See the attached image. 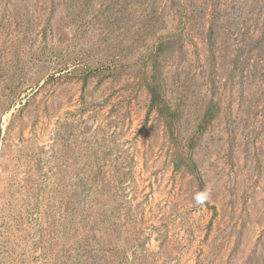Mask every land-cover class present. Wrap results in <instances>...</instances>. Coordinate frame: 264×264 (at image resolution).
<instances>
[{
    "label": "rangeland",
    "instance_id": "obj_1",
    "mask_svg": "<svg viewBox=\"0 0 264 264\" xmlns=\"http://www.w3.org/2000/svg\"><path fill=\"white\" fill-rule=\"evenodd\" d=\"M135 1L123 24L130 30L109 42L123 51L113 72L109 43L92 47L107 35L99 25L74 52L67 48L76 26L62 12L83 0H0V264H264V87L252 76L253 59L230 81L236 37L227 33L253 26L264 1L218 0L220 112L198 132L213 92L204 71L193 81L185 71L210 56L202 38L216 1L156 0L164 10L157 37L180 26L173 4L194 13L182 75L180 52L160 60L162 89L177 110L173 134L145 86L152 64L142 58L156 37L132 40L152 3ZM7 32L13 49L3 48ZM125 32L130 40L119 45ZM76 51L88 53L80 64ZM88 70L94 74L84 81ZM179 154L196 174L176 169ZM204 190L210 200L197 206Z\"/></svg>",
    "mask_w": 264,
    "mask_h": 264
},
{
    "label": "trees",
    "instance_id": "obj_2",
    "mask_svg": "<svg viewBox=\"0 0 264 264\" xmlns=\"http://www.w3.org/2000/svg\"><path fill=\"white\" fill-rule=\"evenodd\" d=\"M138 1L142 3V1L145 2L147 0H138ZM215 1L216 2L211 6V10L208 15L209 16L208 18L209 26L206 30H204L205 35L202 38L204 46H206V48L208 49L210 56L206 58V65L199 63L200 62L199 60H201L200 58H196L197 61L199 62L197 61L196 63L189 62L188 69L185 71V77H186L185 79L186 80L190 79L191 81L197 78L198 74H201L204 71V73L201 76H203V79L206 81H203V82L204 84L207 83L206 87L209 89L211 93L213 92L211 94L212 96L209 99V101L207 103L205 102L204 111H203L202 117L199 120V124L197 126L198 132L205 130L209 126V124L218 117L219 112H220L219 102L215 101L213 98V94H215L214 92H216L217 90L216 71H218V68H217L218 53H216L217 50L215 49V47L218 46L219 39H220L219 31L217 30V25H216V17L219 14L220 4L218 0H215ZM263 1L264 0H262V2ZM94 2L95 0H83V3L81 4V6H79L78 10L74 9L72 4H69L66 6L67 10L62 12V15L64 16L63 19L67 20L69 23L74 24L76 26V31H75L76 40L75 41L72 40L73 42L70 43L71 45H67V48H71L73 52H74V49L75 50L77 49L80 43L78 41H81L82 38L84 39L88 32H93V30H91L92 28H94L93 25H99L98 26L99 29L102 30L100 32V36L104 34H107V35L105 36L104 42L94 41L92 47L95 46L97 48H100L104 44H107V42L109 43L110 40L117 38L119 31L125 30L128 28L127 25H123L125 23V20L127 19L126 16L128 15V12H127L128 6L134 3L136 4L135 0H99L100 5L98 8V11H96L95 13V11L94 12L89 11L90 7L91 8L93 7ZM148 2L149 4L152 3L150 5L151 11L149 15L144 16V17L141 16L142 27L139 30L141 29L143 30L139 31V33L137 34H134L133 35L134 37L132 38V40H135V38H137L138 41H141L150 33H151V37L153 38L156 37L155 42H154L155 44L151 47V49H149V53L146 54V57L142 58L144 62L150 61V63L152 64L150 78L147 77L148 75L144 77V80L146 83L145 86L150 95V108L156 109L157 112L162 117H164L167 123V127H169V129L171 130V133L173 134L177 110L175 111L173 110L172 106L166 99L165 91H163L162 89L163 88L162 78L159 75L160 66H161L160 60L165 58L167 54L169 53L171 54V57L173 58V56L176 54L177 51L180 52L181 58H179V62L177 64L175 72H179L178 74L182 75V72H180L179 70L183 64L182 54L185 53L186 51L184 44H183L184 38H185L184 30L192 31L194 29L193 24H191L193 21L194 13L191 12V13H186L184 15L185 12L183 11V5L181 3L178 2V4H173L174 6L179 7L176 10V13H180V14H175V16L180 21V26L179 28H176V30L172 34L157 37L158 35L157 32H159L161 29L158 27V23L161 21V18H162V14L160 13L162 10L160 11V8L157 7L156 0H148L147 2H145V4H147ZM149 4H148V7H149ZM74 5H77V4H74ZM263 11H264V6L261 7V10L257 12L255 11L253 12L252 18L250 20V21L253 20L254 22L253 26L246 28L244 31H242V33L232 32L231 34L227 32L230 35V38L232 35L236 37V39H234L235 43L233 45L235 47V50H234L235 55H234V58H232L231 60V67L233 70H231V73H230L231 76L229 75L231 78L230 81H233L236 78L235 76L236 72L241 68V66H243L244 62H247V59L248 61L250 59H253L254 64L251 65L252 66V70H251L252 76L257 80L258 86L260 88L264 87V18H262ZM255 14H257V17H255ZM17 24H18L17 27L19 28V31L21 33L22 24L21 22L19 23V21H17ZM79 28L83 31H81ZM46 29H44L43 34H42V37L45 40H47ZM127 30H130V28ZM82 34L83 36H81ZM127 34L128 32H125V35L123 34L124 35L123 39L119 40L120 42L119 45L127 44L129 42L130 39L126 38L128 36ZM236 34H238V36ZM78 35H80V38H78ZM239 36L241 37L240 40H238ZM4 37L6 40L4 41L3 48H7V49L12 48L13 47L12 45L13 36L11 34L9 35V32H7L4 34ZM227 40L228 38L226 39V41ZM75 42L78 43L77 46L74 45ZM113 42L111 44L109 43V48H105L104 50H107V53H106L108 56L107 58H110V61L108 63H110L111 66H109L108 69L110 71L116 72V70L118 69V62L122 58L123 51L121 50L118 52L117 46H115ZM135 42L136 41H133V43L127 49L131 50L132 47L134 49ZM224 48L228 49V46ZM79 52L80 51L75 52V57L73 58L74 63L79 62L80 64L82 60L86 59L87 57L86 55H88V53L85 51L82 53L80 52L81 54L78 56ZM111 52H112V56H111ZM197 53H198V48H196V51H195V54ZM15 56H17V53H15ZM59 57L60 55L56 56V59H58ZM105 57L106 55H103L102 59H104ZM242 58H244V60H241ZM204 66H207L208 67L207 69L209 70L205 71ZM65 74H68V73H65ZM91 74H94V73L92 71L89 72V70L85 71L82 76L83 80L87 81L90 78ZM243 79H244V68H242L241 70V80ZM192 87L193 86L190 85L188 86V89ZM262 92H264V88L262 89ZM263 104H264V101H263ZM177 106L179 105L176 104V107ZM196 134L197 133H195V135ZM194 137L195 136H193L191 139H193ZM195 142L196 141L194 140L192 142L194 143V146H195ZM175 167L176 169L185 167L186 171L196 174V171H195L196 166L194 162L192 161V159L189 157H185L179 154V157L176 160Z\"/></svg>",
    "mask_w": 264,
    "mask_h": 264
},
{
    "label": "clouds",
    "instance_id": "obj_3",
    "mask_svg": "<svg viewBox=\"0 0 264 264\" xmlns=\"http://www.w3.org/2000/svg\"><path fill=\"white\" fill-rule=\"evenodd\" d=\"M194 202L197 206H204L210 200V192L207 190L201 191L194 196Z\"/></svg>",
    "mask_w": 264,
    "mask_h": 264
}]
</instances>
